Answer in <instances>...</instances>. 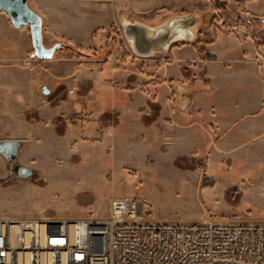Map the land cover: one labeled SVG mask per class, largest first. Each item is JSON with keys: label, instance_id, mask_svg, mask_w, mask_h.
<instances>
[{"label": "rangeland", "instance_id": "obj_1", "mask_svg": "<svg viewBox=\"0 0 264 264\" xmlns=\"http://www.w3.org/2000/svg\"><path fill=\"white\" fill-rule=\"evenodd\" d=\"M250 1L224 8L225 0H28L43 19L44 45L64 46L38 58L26 26L29 50L3 60L15 114L13 132L0 127V140L43 127L47 153L28 164L18 156L32 170L26 178L0 154V211L103 215L110 198L127 196L141 199L153 220L264 219V92L256 84L247 92L235 75L215 76L210 46L222 31L249 35L240 19L264 17ZM178 16L197 25L170 48L140 56L126 39L127 21L153 27ZM257 63L264 67L263 51ZM251 103L254 114H237Z\"/></svg>", "mask_w": 264, "mask_h": 264}, {"label": "built area", "instance_id": "obj_2", "mask_svg": "<svg viewBox=\"0 0 264 264\" xmlns=\"http://www.w3.org/2000/svg\"><path fill=\"white\" fill-rule=\"evenodd\" d=\"M147 213L116 196L104 218L0 217V264H264V219Z\"/></svg>", "mask_w": 264, "mask_h": 264}, {"label": "crops", "instance_id": "obj_3", "mask_svg": "<svg viewBox=\"0 0 264 264\" xmlns=\"http://www.w3.org/2000/svg\"><path fill=\"white\" fill-rule=\"evenodd\" d=\"M229 1L225 0L224 8H229ZM248 8L251 12L256 14H264V0H252L249 2ZM24 31L21 28L15 27L10 17L5 14L3 11H0V69L11 68L4 64L3 60H14L20 57L22 52L29 50L30 43L29 39L25 38ZM33 45V44H32ZM190 45H184L178 50H182ZM213 52L217 55L218 61L228 60L232 61L231 65L228 67L216 64L217 73L215 76L220 77L224 76H233L241 78L240 81L245 83L247 92H253L254 84L258 85V91L264 92V67H261L257 63V56L259 52H264V45L258 48L256 42L248 35V32L244 28H237L236 31H222L219 33L215 41L210 45ZM0 127L7 130L8 128L13 132L14 125V81L11 75H8V71L0 70ZM249 86V88H248ZM260 86V87H259ZM263 97V96H262ZM254 103L250 104L249 109L240 110L238 115H243L244 117L250 116L255 113ZM39 110V109H38ZM40 111V110H39ZM231 114H234L232 110ZM264 115V114H263ZM238 120V119H237ZM41 134H36L34 132L26 131L27 134L23 136L16 137H5L3 140H28L29 142L25 144V147L19 153L20 160L28 164L27 161L31 159V156L37 155L38 158H45L46 142H45V130L42 127ZM37 137V140H36ZM68 138V137H67ZM20 140V141H21ZM2 141V140H0ZM65 143V141H63ZM61 148L68 151L69 156H72L73 151L70 150L69 145L62 144ZM87 154V151L84 153ZM26 191L30 194L36 195L38 189L31 187L30 185H25ZM35 202L38 203L39 199L32 198ZM103 215H73L74 217L59 218L49 215L39 214V208L30 209L29 214L25 215L26 217H38V218H49V219H75L79 217H99L104 218L108 216L110 211V201ZM76 216V217H75ZM0 217H19L13 216L3 211H0ZM162 220L160 218H157Z\"/></svg>", "mask_w": 264, "mask_h": 264}, {"label": "water", "instance_id": "obj_4", "mask_svg": "<svg viewBox=\"0 0 264 264\" xmlns=\"http://www.w3.org/2000/svg\"><path fill=\"white\" fill-rule=\"evenodd\" d=\"M0 10L10 17L15 27H30L34 54L38 58L50 59L58 49L64 46L63 43H56L51 47L44 45L43 19L29 6L28 0H0ZM195 25H197V19L191 16H178L166 24L153 26L152 33L149 32L148 25L140 22L127 21L123 24L126 39L140 56H149L155 50L170 48L179 38L190 39L194 36ZM20 146V140H2L0 154L7 161L15 162L13 169L20 177L26 178L32 174V170L16 163Z\"/></svg>", "mask_w": 264, "mask_h": 264}, {"label": "trees", "instance_id": "obj_5", "mask_svg": "<svg viewBox=\"0 0 264 264\" xmlns=\"http://www.w3.org/2000/svg\"><path fill=\"white\" fill-rule=\"evenodd\" d=\"M240 20H243L244 25L249 31V35L255 40L257 45H264V37L261 35L262 28H264V17L251 15L250 18H242Z\"/></svg>", "mask_w": 264, "mask_h": 264}, {"label": "bare ground", "instance_id": "obj_6", "mask_svg": "<svg viewBox=\"0 0 264 264\" xmlns=\"http://www.w3.org/2000/svg\"><path fill=\"white\" fill-rule=\"evenodd\" d=\"M153 29H154V27H149L148 26V30H149L150 33H152Z\"/></svg>", "mask_w": 264, "mask_h": 264}]
</instances>
